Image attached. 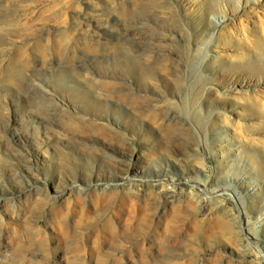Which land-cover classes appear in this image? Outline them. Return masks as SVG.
Listing matches in <instances>:
<instances>
[{
    "label": "rangeland",
    "instance_id": "374dc122",
    "mask_svg": "<svg viewBox=\"0 0 264 264\" xmlns=\"http://www.w3.org/2000/svg\"><path fill=\"white\" fill-rule=\"evenodd\" d=\"M0 264H264V0H0Z\"/></svg>",
    "mask_w": 264,
    "mask_h": 264
},
{
    "label": "bare ground",
    "instance_id": "6f19581e",
    "mask_svg": "<svg viewBox=\"0 0 264 264\" xmlns=\"http://www.w3.org/2000/svg\"><path fill=\"white\" fill-rule=\"evenodd\" d=\"M122 36L127 40H130V37H132L131 34H125V35L123 34ZM118 37H120V36H118ZM164 115L168 116L167 120H169L170 122L175 120V117L173 115H170V114H164ZM147 188L148 187H146V189ZM132 196L134 199L133 198L130 199L129 195H126V197L122 198V201H124V202H122L121 204H119L117 206L114 205V207H113L114 209L111 212V214H112L111 218L112 219L114 218V220H115V218L117 219L122 214L127 212L131 215L132 221H135L136 224H140V222H143L146 225H150L151 223L148 220H152V217H148V215L153 208L156 209V206L159 204L160 200L162 199L161 194L158 191H154L151 189V190H147L145 192V194L144 193L143 194L135 193ZM111 198H112L111 196L109 197V196L104 195V196L99 198V201H100L99 204L101 205L104 202H108L111 205ZM126 201L129 203H126ZM127 206H129V208H127ZM162 208H163V206H162ZM178 221H179V217H178ZM132 228L133 227L131 225V221H129V226L126 229H123V232L119 233L116 230H111L110 239H108L107 242H109V243L117 242V241H119L118 239L120 236H124L125 238H127L128 233H129L128 231H130ZM145 252L147 255H149L155 261L159 260V257L163 253L162 251H158L156 253V255L154 256L150 252L149 253L147 251H145ZM129 258H131V257H129ZM139 261L140 262H146V259H145V261L142 259H139Z\"/></svg>",
    "mask_w": 264,
    "mask_h": 264
}]
</instances>
